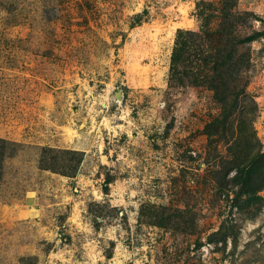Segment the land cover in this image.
<instances>
[{"label":"rangeland","instance_id":"1","mask_svg":"<svg viewBox=\"0 0 264 264\" xmlns=\"http://www.w3.org/2000/svg\"><path fill=\"white\" fill-rule=\"evenodd\" d=\"M263 45L264 0H0V264H264Z\"/></svg>","mask_w":264,"mask_h":264},{"label":"trees","instance_id":"2","mask_svg":"<svg viewBox=\"0 0 264 264\" xmlns=\"http://www.w3.org/2000/svg\"><path fill=\"white\" fill-rule=\"evenodd\" d=\"M146 11V10H145ZM228 16L226 18L228 19V22H225V28L228 29L226 31L227 36L229 35V32H232L234 38L237 35V28L239 21H243L245 14L249 15L250 12L241 13V15L234 11H229ZM227 14V12H226ZM138 21H141V14L137 15ZM236 30V33H235ZM261 32H254L251 36H244V37H238L237 41H235V44H229L227 42V45H223L222 39L224 37L218 39L216 36L209 31H205V33L194 31V30H179V35L177 37V47L175 49V52L173 54V67H181L183 68V71L187 75L194 74L195 76H198L199 74L196 73V68H193L190 64L193 61H196L194 59L201 60L204 64H209L210 62H217V58L221 57V52L227 51L228 52V62L230 63L232 60L234 61L237 57V45L236 44H244L246 41H251L256 38H259L261 36ZM224 46V47H222ZM227 47H232L231 49H228ZM210 49L212 51H210ZM214 50V51H213ZM194 51V52H193ZM220 56V57H219ZM260 57H264V45L261 47V51L259 54ZM224 60V59H223ZM225 61V60H224ZM214 66H217L215 65ZM198 67L199 66H195ZM207 77H210L207 75Z\"/></svg>","mask_w":264,"mask_h":264},{"label":"water","instance_id":"3","mask_svg":"<svg viewBox=\"0 0 264 264\" xmlns=\"http://www.w3.org/2000/svg\"><path fill=\"white\" fill-rule=\"evenodd\" d=\"M118 96H121V93L120 92L118 93Z\"/></svg>","mask_w":264,"mask_h":264}]
</instances>
